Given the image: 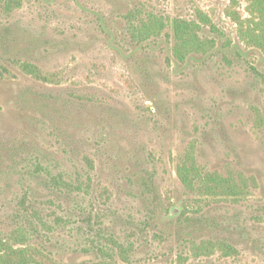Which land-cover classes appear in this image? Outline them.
Instances as JSON below:
<instances>
[{
  "label": "rangeland",
  "instance_id": "374dc122",
  "mask_svg": "<svg viewBox=\"0 0 264 264\" xmlns=\"http://www.w3.org/2000/svg\"><path fill=\"white\" fill-rule=\"evenodd\" d=\"M21 2L0 11V238L61 264L100 250L119 264H264V56L239 40L230 0ZM130 12L168 25L201 13L215 49L179 63L171 27L139 45ZM191 144L248 196L188 192L176 162ZM208 241L236 253L195 249Z\"/></svg>",
  "mask_w": 264,
  "mask_h": 264
},
{
  "label": "trees",
  "instance_id": "16d2710c",
  "mask_svg": "<svg viewBox=\"0 0 264 264\" xmlns=\"http://www.w3.org/2000/svg\"><path fill=\"white\" fill-rule=\"evenodd\" d=\"M247 18L236 9L240 7V0H230L227 16L237 26L238 38L248 48L257 50L264 56V0H244ZM22 6L21 0H0V11L10 14ZM136 13L127 16L129 32L132 40L139 44H147L159 39L167 26L173 31L174 44L172 54L175 61L185 63L195 55H208L215 49V42L200 36L202 26H212L211 21L200 13L202 24L175 19L166 23L164 18L149 14L146 19L137 18ZM25 73L42 82L50 79L38 68L30 64H23ZM176 174L182 186L190 193H195L206 200L212 201H240L248 196L249 184L244 178H236L233 174L224 176L218 172L203 170L197 161L196 146L191 144L185 154L176 162ZM168 212V211H167ZM197 251L205 255L216 251L225 256H232L235 249L225 243L205 242L196 246ZM104 258L95 264H119L105 250H100ZM0 264H61L51 255L34 246L26 245L22 236L10 239L0 238ZM87 264V263H84Z\"/></svg>",
  "mask_w": 264,
  "mask_h": 264
}]
</instances>
